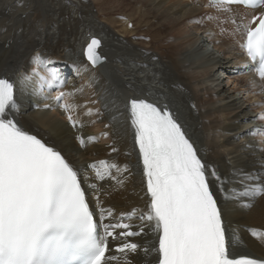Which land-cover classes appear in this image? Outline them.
I'll return each instance as SVG.
<instances>
[{
    "label": "bare ground",
    "instance_id": "6f19581e",
    "mask_svg": "<svg viewBox=\"0 0 264 264\" xmlns=\"http://www.w3.org/2000/svg\"><path fill=\"white\" fill-rule=\"evenodd\" d=\"M137 1L138 20H129L135 12V9L125 12L129 0H102L97 6L91 0H0V78L14 84L18 127L47 141L49 146L56 144L73 163L99 227L116 224L118 217L133 214L135 219L128 224L141 231L139 214L146 212V202L150 203V199L145 195L146 179L142 177L134 130L127 126L122 114L132 97L152 100L169 109L194 141L202 161L215 165L224 178L223 193L217 189L215 180L209 182L217 200L228 208L224 219L229 254L264 259V194L239 198L229 195L224 200L227 190L235 187L242 191V184L252 183L240 179L241 170L264 174L263 149L260 144L252 143L251 135L246 132L252 123L256 128L261 120L264 122L263 105L258 102L263 100V82L247 72L248 64L238 50L253 14L240 7L207 8L203 0ZM110 3L120 6L102 9ZM151 14L160 19L154 20L157 25L144 20ZM215 18H222L225 30L232 31L241 24V31L214 36ZM164 28L169 33L182 30L179 37L172 38L176 41L168 43L162 34ZM193 33L205 35L208 44ZM91 38L101 41L96 54L103 61L97 66H92L83 56ZM205 45L232 60L226 65L204 49ZM154 51H161L165 60H158ZM37 53L42 61L51 59L56 63L33 62L32 57ZM189 54L195 58L191 57L193 61L185 58ZM53 67L62 84L61 104L68 106L67 113L75 124H80V129L70 125L60 105L49 99L56 91V84L48 75ZM223 67L228 69L223 71L226 78L220 77ZM226 80L237 86L235 93L247 99L250 109L238 106V99L228 95L223 84ZM243 101L244 98L241 104ZM44 104L50 105V111L40 108ZM252 108L259 110L260 115L252 116ZM258 117L262 119L259 121ZM104 125L107 128L98 133ZM259 131L252 132L261 140L264 131ZM103 134L108 136L106 142L111 143L110 148L88 141L89 138L99 141ZM80 139H87L84 149L79 145ZM113 145L116 151L110 155L108 150H113ZM100 160L121 168L127 165L131 175H123V184L108 178L103 181L96 177V168H89ZM109 175L118 174L111 170ZM130 242L137 243L139 250L118 256L109 252L108 256L112 257L109 264L157 262L158 236L154 222L151 226L144 222L141 235Z\"/></svg>",
    "mask_w": 264,
    "mask_h": 264
},
{
    "label": "snow or ice",
    "instance_id": "6c2138e0",
    "mask_svg": "<svg viewBox=\"0 0 264 264\" xmlns=\"http://www.w3.org/2000/svg\"><path fill=\"white\" fill-rule=\"evenodd\" d=\"M257 21L258 26L246 30L243 48L264 79V13L253 17V23ZM100 44L92 38L85 51L93 66L99 59L96 49ZM32 59L48 65L56 63L51 59L42 61L38 53ZM48 75L55 80L59 74L53 67ZM63 96L61 93L55 99L59 101ZM17 110L13 82L0 78V264H109L105 258L109 251L106 237L114 233L106 229V237L97 234L75 166L56 144L49 146L18 127ZM122 116L134 130L150 203L146 202V212L139 214L141 231L129 224L109 227L121 229L118 236L127 239L141 235L144 222L150 226L154 222L158 264H264V259L247 256L229 258L224 219L228 208L217 200L209 182L215 180L223 193L224 178L215 165L202 162L178 117L137 97L129 99ZM68 120L76 127L71 115ZM89 168L97 169V178L118 184H123L125 173L131 175L127 165L121 168L106 160ZM113 169L118 175H109ZM240 179L252 183L242 184V191L235 187L227 190L224 200L229 195L239 198L264 194L261 172L241 170ZM138 247L135 242L123 243L117 251L136 253Z\"/></svg>",
    "mask_w": 264,
    "mask_h": 264
},
{
    "label": "rangeland",
    "instance_id": "374dc122",
    "mask_svg": "<svg viewBox=\"0 0 264 264\" xmlns=\"http://www.w3.org/2000/svg\"><path fill=\"white\" fill-rule=\"evenodd\" d=\"M95 1V0H94ZM92 1L91 0V2H93V5H95V6H97L96 4L97 3H99V2H102V0L101 1ZM206 1V0H205ZM138 2L139 1H137V0H129V7H127L126 8V10H125V12H131V10H133V9H135V12L133 13V15H132V18L130 17V19L129 20H138V18H137V9H139V7H140V4H138ZM113 3V2H112ZM124 5H126L125 3H123ZM92 5V6H93ZM117 4H109L108 6H104V7H102V9H106V8H110V6H112V7H114V8H118L119 6H116ZM96 9H98V8H96ZM203 9H205V8H203ZM214 9V8H213ZM142 11V10H141ZM93 13H95V10L94 11H92ZM105 12H107V11H105ZM124 12V13H125ZM96 14H97V12H96ZM101 15V13H99L98 14V16H100ZM205 16H208V15H206L205 14ZM205 16L204 17H202L203 19H205ZM217 17V16H216ZM144 20H151V21H153V24L154 25H157L156 24V21H154V20H160L155 14H151V15H146L145 16V18H144ZM215 20H216V22L215 23H213L212 25H213V27H214V29H216V34L214 33L213 35L215 36V35H218V36H221V35H223V34H226V33H230L231 32V34H238L237 32H239V31H241V24H240V26H239V28L238 27H233V30L232 31H230V30H225V26H224V23H223V21H222V18H215ZM234 28H238V29H236V30H234ZM182 30V28H180V29H175L173 32H171V33H169L167 30H166V28H164V30H163V32H162V34L167 38V40H168V43H171L172 41H176V40H174V39H172V38H176V37H179L180 35H179V33H180V31ZM213 33V32H212ZM212 33H210L209 32V34H211L212 35ZM194 35H197V37H199L202 41H204L205 42V44H208V42H206V38H205V35H202V34H200V33H193ZM200 35V36H199ZM202 35V36H201ZM203 39H205V40H203ZM242 43V42H241ZM208 46V45H207ZM204 49H206V45L204 46ZM207 50H211L212 52V54H214L215 55V57L216 56H218V60H222V61H224V59L226 58V57H221V55L219 54V52H216V51H214L213 49H212V47L209 45L208 47H207ZM238 50H240V45L238 46ZM160 52L161 51H154L153 52V54H154V56L158 59V60H165L164 58H163V55H161L160 54ZM191 56V54H189V55H186L185 56V58H188L190 61H193V59H195L194 57H192ZM198 57V56H197ZM201 56H199V58H200ZM217 58V57H216ZM220 58V59H219ZM176 59H177V57H176ZM226 60V59H225ZM225 62V61H224ZM227 63V62H226ZM225 63V64H226ZM227 65V64H226ZM184 66H186V65H184ZM225 70H228V69H225ZM230 70V69H229ZM180 71H182V70H180ZM223 71L224 70H221L220 72H222V73H220V77H225V75H223ZM180 73H183V72H180ZM226 78V77H225ZM221 84H222V82H221ZM223 84H225V86L226 87H224L223 86ZM223 84H222V86L225 88V90H227V92H228V95H230V96H234L236 99H238L237 101H239L240 102V104L238 105V106H243V109H245V110H248V109H250V106H248V101H247V99L243 96L242 97V95H239L238 93H235V91L238 89L237 88V86H235V85H233L232 84V80H229V81H227L226 80V82L225 81H223ZM243 98H244V101H243V104H241L242 103V100H243ZM192 104V103H191ZM96 105V102L94 101L93 102V106H95ZM193 106L195 105V104H192ZM216 106H220V104H219V102L218 103H216ZM251 110H253V111H251V112H253V113H250L252 116H256V115H260L259 114V110H257V109H251ZM98 114H99V116H102V112H99V110L97 109V111H96ZM62 113V112H61ZM259 118V121L262 119V118H260V117H258ZM261 122L264 124V122L261 120ZM257 124L256 125V128H253V127H255V124L254 123H252L248 128H247V133H249V135H251L250 137H249V140H251V142L252 143H254V144H256V145H258V144H260L261 145V148L263 149L262 150V152H264V138H262L261 140H260V136H257V133L256 132H258V127H259V130L261 129L260 128V125H262L263 126V124ZM263 128H264V126H263ZM106 129V125H104L102 128L100 127V131L102 130H105ZM248 130H249V132H248ZM253 130H256V132H254L255 133V136H254V133L252 132ZM263 131H264V129H263ZM251 133V134H250ZM258 138V140H257V138ZM101 141H99L100 143H98V142H96V145L97 144H103V146L105 145V146H107V147H111L110 146V144L108 143V142H106V139H104L103 137H101ZM257 142V143H256ZM93 145H95V144H93ZM109 150H111V149H109ZM108 150V151H109ZM110 152V151H109ZM110 154V153H109Z\"/></svg>",
    "mask_w": 264,
    "mask_h": 264
},
{
    "label": "water",
    "instance_id": "95a60500",
    "mask_svg": "<svg viewBox=\"0 0 264 264\" xmlns=\"http://www.w3.org/2000/svg\"><path fill=\"white\" fill-rule=\"evenodd\" d=\"M90 42H91V41H90ZM90 42H89V43H90ZM86 48H87V46H86ZM86 48L84 49V56H85V59L87 60V57H86V55H85ZM97 56H98V55H97ZM98 57H99V56H98ZM87 61H88V60H87ZM102 61H103V60H102L101 58H99L95 66H97L98 64H100ZM90 64H91V63H90ZM91 65H92V64H91ZM92 66H93V65H92Z\"/></svg>",
    "mask_w": 264,
    "mask_h": 264
}]
</instances>
